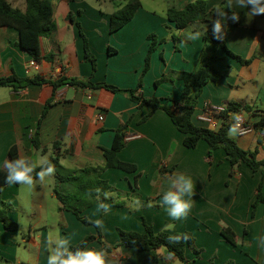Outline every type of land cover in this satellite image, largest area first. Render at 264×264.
Listing matches in <instances>:
<instances>
[{"label": "crops", "instance_id": "obj_1", "mask_svg": "<svg viewBox=\"0 0 264 264\" xmlns=\"http://www.w3.org/2000/svg\"><path fill=\"white\" fill-rule=\"evenodd\" d=\"M192 1L179 0L178 8L183 9ZM223 1L207 0L208 10ZM19 2L23 8L24 0ZM52 2L56 5L57 29L51 37L40 38L39 49L42 57L54 53V59L35 61L22 48L21 36L16 29L0 27V77L40 75L52 81L76 77L92 83H107L123 91L137 89L142 79L139 95L181 98L182 79L156 83L169 71H193L204 46L202 37L179 46V50L171 40L160 42L175 33L182 39L184 36L164 16L145 8L142 1L134 18L114 33L110 32L111 15L128 0L121 1L111 11L86 0ZM79 10L82 14H78ZM166 11L167 8L165 14ZM234 11L239 13V22L227 27L223 40L230 51L246 62L218 48L217 55L221 60L216 67L223 77L204 87L193 122L205 127L197 118L209 104L249 106L251 110L246 118L257 127L256 131L233 139L243 150H257L258 158L263 159L264 15L248 16L250 7L234 8ZM70 12L75 14V21L81 23L90 50L96 56L94 73L92 64L85 57L79 28L67 18ZM151 34L157 36L158 44L151 55L150 68L143 75ZM109 47L116 49L117 53L109 55ZM48 101L52 104L42 118ZM100 115H104L103 121L99 120ZM122 128L127 134L126 144L117 156L121 161L135 164L137 171L127 173L116 168L106 169L100 179L108 181L123 196L113 192L111 198L105 200L111 206L108 214L93 216L96 200L82 212L85 217L103 221L102 234L108 245L119 242V229L145 232V221L156 232L192 233L195 247L202 252L197 255L187 249V260H179L181 264L192 261L194 264H226L229 261L264 264V249L259 248L256 239L264 235V201L252 215L261 182L264 193V170L253 171L242 163L232 174L229 157L223 148L216 149L211 156L209 145L203 140L196 148H187L183 143L185 134L177 129L163 109L153 111L149 106H140L126 94L70 85L55 91L50 84L29 85L22 90L0 88V169L5 170L3 161L9 159V150L14 145L18 146L20 157L37 165L41 157L54 156L57 148L61 153L60 164L65 169L104 166L103 149L112 146L116 131ZM35 133H38V149L32 143ZM174 173H185L194 182L193 207L186 220L173 221L160 204L162 194L168 188V177ZM56 187L66 193V184L58 183L55 172L43 185L37 183L32 188L6 185L1 189L2 199L11 206L9 217L18 224V230L9 231L0 225V258L6 261L0 264H47L45 241L50 231L58 230L61 236L69 237L72 246L88 235L98 234L94 225H86L74 213L61 209ZM136 199L142 206L133 211L128 205ZM116 200L124 205L116 206ZM146 202H151L152 207L144 205ZM125 216L127 219H122ZM168 224L174 228L163 230ZM225 227L236 233V245L222 237L220 231ZM87 247L103 248V245L93 241ZM162 251L167 254L164 249ZM108 254L112 264H157L146 253L126 246Z\"/></svg>", "mask_w": 264, "mask_h": 264}, {"label": "trees", "instance_id": "obj_2", "mask_svg": "<svg viewBox=\"0 0 264 264\" xmlns=\"http://www.w3.org/2000/svg\"><path fill=\"white\" fill-rule=\"evenodd\" d=\"M78 2L81 0H69ZM226 0L219 5L224 6ZM141 0H128L127 4L115 11L111 15L110 19V32L114 33L123 28L129 23L135 16L136 12L141 8ZM56 5L52 0H24V7L20 8L14 4L13 0H0V27H10L16 29L21 36V45L32 58L40 62L42 59L52 61L55 57L54 53H49L45 57L40 55L39 40L40 38L51 37L57 29L55 12ZM229 15L231 11L227 10ZM78 14H82V10L78 11ZM68 20L76 23L79 28L80 34L84 40V51L86 59L92 64V72L97 69L96 56L91 52L89 41L86 35L82 31L80 22L75 21V14L70 12L67 16ZM166 19L169 23L174 24L177 31L184 30L190 27L200 30L203 35L204 46L199 56L197 67L191 72H168L164 77L157 81L156 84H160L164 81L173 82L176 78H180L184 81V90L179 100L173 98L159 99L157 97H145L138 94L139 88L142 87V79L139 82L138 88L135 90H121L116 86L109 85L107 83H92L89 80L76 78V77H61L58 80H48L40 75L34 77H19L17 74H12L8 77H0V88L8 87L13 90H22L29 85H43L50 84L54 87L55 91L64 85H70L81 88H94V89H107L114 93L126 94L133 101L137 102L140 106H149L153 111L163 109L171 118L177 129L185 134L184 145L187 148L194 149L198 143L203 140L209 145V156L212 152L218 148H223L227 153L230 164L232 166V174L240 167L242 163L247 164L253 171L264 170V158H258V151H249L241 149L237 142L230 138L227 133L232 123L231 116L226 113L222 116V122L219 128H209L197 126L193 122V115L198 104V99L209 82H218L222 77V73L216 67V63L221 60V57L217 55L219 47L224 51L242 62H246L240 56L235 55L230 51L224 40H217L213 37L212 33V20L216 19L215 7L212 10L207 8V0H193L187 4L183 9L172 5L169 6L166 11ZM236 22L228 20L226 22V29L230 25H235ZM169 27V26H168ZM150 49L146 57V64L143 71V75L150 68L151 55L156 50L158 44V38L155 34L149 35ZM171 39L174 41L176 50H179L180 41L183 40L179 35H173ZM167 39H163L160 42H166ZM117 53V50L109 47L108 54L113 55ZM52 102L48 101L42 118L45 116L47 109L51 106ZM230 111H244L249 113L251 108L249 106L241 107L236 103H230L228 105ZM42 118L39 120L41 122ZM262 120V125H263ZM257 128V127H256ZM38 133H35L32 143L38 149L37 144ZM127 134L124 129L116 131L113 144L110 148L103 149L105 165L100 167H86L77 170L65 169L60 164L61 153L56 148L55 155L50 156L48 159L53 163L56 169V176L59 184H66V193L59 187L55 189V193L58 199L62 203V210H67L74 213L77 218L86 225H93L88 223L82 215V212L90 207L95 199L96 188H100L102 192H109L121 197L123 194L113 188L108 181L100 179L101 174L108 168L120 169L127 173H134L137 171L135 164L121 161L118 158V152H120L126 144ZM20 157L18 146L14 145L9 150V159H16ZM37 171L39 168L37 167ZM6 170L0 169V191L8 185L5 183ZM136 188V186L134 185ZM92 195H89V192ZM127 195V194H126ZM129 196V195H127ZM137 197V195H133ZM264 201V193L262 192V182L258 187L257 199L253 203L252 215L260 203ZM116 206H123L124 202L118 200L114 201ZM148 205V202L144 203ZM11 206L5 202L0 195V225H3L5 229L9 231L18 230V224L12 221L9 217ZM145 232L125 231L119 229V242L110 246L104 240L102 230L97 228V235H88L81 242L72 246L74 249L77 247H83L90 245L93 241H98L103 245V249L110 253L117 250L121 246L135 248L140 252L147 254L150 260H154L157 264H166L163 259L165 251H172L175 256L181 260L186 261V251L191 249L197 255L201 254L202 250L195 247V238L192 233L185 231L180 233H168V232H156L153 227L148 225L144 221ZM222 237L231 243L236 245L237 235L229 227H225L220 231ZM186 234L189 239L187 242L181 241L180 243H169L168 237L171 235ZM0 263H6L0 258ZM189 264H194L193 261ZM211 264H214L213 262ZM226 264H234L229 261Z\"/></svg>", "mask_w": 264, "mask_h": 264}, {"label": "clouds", "instance_id": "obj_3", "mask_svg": "<svg viewBox=\"0 0 264 264\" xmlns=\"http://www.w3.org/2000/svg\"><path fill=\"white\" fill-rule=\"evenodd\" d=\"M248 16L254 17L264 15V0H226L223 7H215L216 19L212 20L213 37L217 40H223L226 35V22H239V13L234 8L249 9ZM230 10L231 15L226 11ZM184 39L180 41L179 46L183 47L189 41L201 39L203 33L198 29L188 28L180 30ZM232 123L228 129L227 135L230 138H236L243 133L241 127L243 116L240 113L231 114ZM6 170L5 183L8 185H21L28 188L34 187L37 183L43 185L48 178L53 177L56 169L53 163L46 157H41L38 165L25 157L16 159H5L2 164ZM37 167L39 171H37ZM97 201L96 212L93 216L103 213L108 214L111 206L105 200L111 198V193L102 192L100 188L93 190ZM92 195V192H89ZM195 195V186L191 176L185 173H174L168 177V188L163 192L160 204L165 207L168 216L173 220H186L193 207L192 198ZM103 196V199H101ZM133 211L139 210L141 202L136 199L128 205ZM148 207H152L149 202ZM84 219L95 227L103 230L104 224L101 219H93L92 216ZM127 219V217H122ZM174 225L168 224L163 230H171ZM189 237L186 234L171 235L168 237L169 243L187 242ZM260 249H264V235L256 238ZM47 264H112L107 251L103 248H91L87 246L73 248L69 237L61 236L59 231H50L46 241ZM166 264H181L175 253L168 251L163 257Z\"/></svg>", "mask_w": 264, "mask_h": 264}, {"label": "built area", "instance_id": "obj_4", "mask_svg": "<svg viewBox=\"0 0 264 264\" xmlns=\"http://www.w3.org/2000/svg\"><path fill=\"white\" fill-rule=\"evenodd\" d=\"M32 65H35V62H33ZM226 113H229L230 116L232 113H240L243 116V123L241 125L243 133L241 135L254 133L256 131L255 125L250 123V121L246 118V113L244 111H230L228 109V105H206L204 111L198 116L197 120L201 124L205 125V127L216 129L221 125L222 116H224ZM99 120L103 121L104 115H100ZM129 138L131 137H128L127 139Z\"/></svg>", "mask_w": 264, "mask_h": 264}, {"label": "rangeland", "instance_id": "obj_5", "mask_svg": "<svg viewBox=\"0 0 264 264\" xmlns=\"http://www.w3.org/2000/svg\"><path fill=\"white\" fill-rule=\"evenodd\" d=\"M121 1H123V0H116L115 2L111 1V0H86L87 3H89L91 5H98L103 10H106V11H111L115 7V5L118 6L121 3ZM141 1H142L145 8L155 10L156 12H158L160 14V16H162V17L164 16L165 19H166V14H165L166 8L168 9V7L172 6V5L179 7V0H141ZM13 2L17 6H20L19 0H13ZM175 35H178V33H175ZM169 40L174 42L171 39V37H170V39L167 38V41H169Z\"/></svg>", "mask_w": 264, "mask_h": 264}]
</instances>
